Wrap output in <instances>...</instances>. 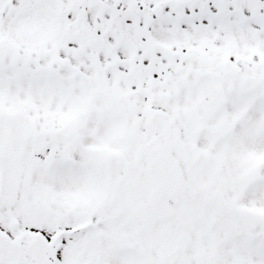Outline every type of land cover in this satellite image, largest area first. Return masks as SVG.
<instances>
[{
	"label": "snow or ice",
	"instance_id": "obj_1",
	"mask_svg": "<svg viewBox=\"0 0 264 264\" xmlns=\"http://www.w3.org/2000/svg\"><path fill=\"white\" fill-rule=\"evenodd\" d=\"M0 264H264V0H0Z\"/></svg>",
	"mask_w": 264,
	"mask_h": 264
}]
</instances>
